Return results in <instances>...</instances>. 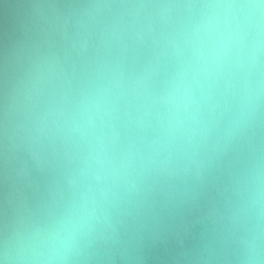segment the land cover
Instances as JSON below:
<instances>
[{"label":"water","instance_id":"water-1","mask_svg":"<svg viewBox=\"0 0 264 264\" xmlns=\"http://www.w3.org/2000/svg\"><path fill=\"white\" fill-rule=\"evenodd\" d=\"M203 0H0V264H17L19 238L60 215L83 190L84 146L60 112L118 74L159 89L174 69L167 38ZM144 77V81L140 78ZM116 123L137 167L98 213L69 264H247L255 217L247 208L264 177V99L231 132L230 111L206 138L151 150L135 108ZM264 264V230L257 234Z\"/></svg>","mask_w":264,"mask_h":264},{"label":"clouds","instance_id":"clouds-1","mask_svg":"<svg viewBox=\"0 0 264 264\" xmlns=\"http://www.w3.org/2000/svg\"><path fill=\"white\" fill-rule=\"evenodd\" d=\"M167 38L173 71L157 90L129 87L118 74L97 81L61 111V130L84 146L83 190L42 228L21 236L17 264H69L92 230L113 189L147 160L121 144L116 123L135 108L136 127L151 128V150H176L206 138L209 123L231 112V132L253 118L264 99V0H203ZM144 77L140 81H144ZM247 208L255 217L247 264H258L257 234L264 230V177L255 175Z\"/></svg>","mask_w":264,"mask_h":264}]
</instances>
